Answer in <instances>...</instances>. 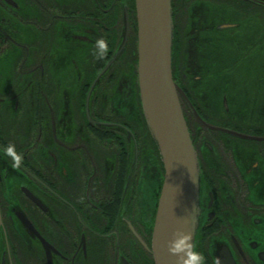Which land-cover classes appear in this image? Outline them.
I'll return each instance as SVG.
<instances>
[{"label": "flooded vegetation", "instance_id": "af4514ba", "mask_svg": "<svg viewBox=\"0 0 264 264\" xmlns=\"http://www.w3.org/2000/svg\"><path fill=\"white\" fill-rule=\"evenodd\" d=\"M172 9L176 82L212 127L181 99L201 170L194 251L264 264V0ZM137 31L132 0H0V264H50L41 238L51 264H155L164 174L136 120Z\"/></svg>", "mask_w": 264, "mask_h": 264}, {"label": "water", "instance_id": "95a60500", "mask_svg": "<svg viewBox=\"0 0 264 264\" xmlns=\"http://www.w3.org/2000/svg\"><path fill=\"white\" fill-rule=\"evenodd\" d=\"M135 8L141 107L164 168L160 192L157 194L151 253L155 264H178L180 257L186 255V251L174 253L170 250L172 242L181 236H190L191 250L194 251L201 226V170L181 99L187 104L197 122L205 128L212 127L201 119L185 92L174 81L172 0H135ZM119 54L120 52L107 64L94 86L113 65ZM127 133L131 136L129 131ZM28 196L42 206L32 194ZM21 219L31 232L40 237L29 220L24 217ZM41 240L51 264L52 247L43 238ZM124 263L129 264L125 260ZM217 264H235V261L224 248L219 253Z\"/></svg>", "mask_w": 264, "mask_h": 264}, {"label": "trees", "instance_id": "16d2710c", "mask_svg": "<svg viewBox=\"0 0 264 264\" xmlns=\"http://www.w3.org/2000/svg\"><path fill=\"white\" fill-rule=\"evenodd\" d=\"M132 8L135 10V0H132ZM174 22V21H173ZM178 28H177V24L174 22V40H173V52H172V69H173V77H174V80L175 82L177 81V78L179 77V68H181L182 64L179 60V54H180V46H179V43H178ZM137 66H138V58H136V61L135 63H133L132 65V69H131V74H133V79L135 80L136 82V85H137V98H138V104H139V109H138V113L136 114V120H138L139 124L142 125V127L144 128V131H145V134L147 135L148 138H150V143L153 147V152H154V157H153V161L155 162V160H157L160 164V167H162V172L164 174V168H163V164L161 162V159H160V155H159V152H158V149H157V146L154 142V140L152 139L151 137V134L147 128V125H146V121H145V118H144V115H143V111H142V107H141V104H140V92H139V87H138V73H137ZM177 83V82H176ZM182 87V86H181ZM182 89L185 91L186 95L189 96V94L187 93V90L185 88L182 87ZM100 133H103L105 135L107 134H111V132L109 133L108 131H99ZM126 130L123 131L122 134H126ZM122 134H119V133H112V135L114 136H118L120 137L119 140H120V144L122 145H125V137H123ZM128 134V133H127Z\"/></svg>", "mask_w": 264, "mask_h": 264}, {"label": "clouds", "instance_id": "9594fccd", "mask_svg": "<svg viewBox=\"0 0 264 264\" xmlns=\"http://www.w3.org/2000/svg\"><path fill=\"white\" fill-rule=\"evenodd\" d=\"M96 47L98 50V56H102L106 50V42L103 39L96 41ZM8 151H12L11 147ZM15 166V165H14ZM190 236H181L179 239L172 242L171 251L179 253L186 251V255L180 257L178 264H203V257L200 253L195 252L192 249ZM181 245H184L182 248Z\"/></svg>", "mask_w": 264, "mask_h": 264}]
</instances>
